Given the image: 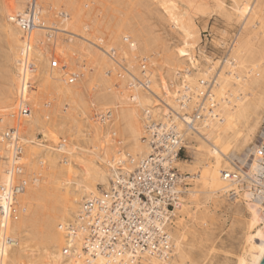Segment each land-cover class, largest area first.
Returning a JSON list of instances; mask_svg holds the SVG:
<instances>
[{"label":"bare ground","instance_id":"bare-ground-1","mask_svg":"<svg viewBox=\"0 0 264 264\" xmlns=\"http://www.w3.org/2000/svg\"><path fill=\"white\" fill-rule=\"evenodd\" d=\"M39 1L0 0V13L5 15L0 19V32L4 39H7V50L2 56L7 66L2 67V73L9 78L5 79L16 82V86L11 90L16 92L14 98L11 99V92L7 91L9 85L4 90L10 96L3 94L0 97V106L5 105L3 113L0 114V149L4 153L0 167L5 165L3 171L0 170L3 172L0 183H4L0 186V264H18L22 258L17 230L24 221L23 213L29 212L30 207L36 208L35 199L42 190L52 197L54 207L50 208V212L54 210V213L52 212L46 221L43 238L37 240L35 249L28 255V264H100V258H93L83 250L87 231V221L81 218L84 202L101 193V189L99 191L97 187L100 183L107 189L110 180L118 172H132L138 162L150 153V148L143 139L147 135L148 125L165 122H171L176 127L186 147L189 141L194 140L197 144L194 150L202 159L195 163H186L179 161L180 157L174 163L181 176L177 190L182 192V196L174 212L175 221L169 229L172 244L170 257L162 260L157 256L145 254L137 256L134 264H196L191 258L193 248L196 245L207 246L210 236L207 232L190 242L188 235L185 237L187 223L183 220L189 215L191 204L195 209L200 204H217L222 199L232 201L238 207L235 212L232 211L233 221L230 224L231 228L237 225L242 227V242L239 253L235 255V264H260L264 256V199L258 201L254 194L257 191L264 193V189L253 188L254 192L251 184L253 178H256L253 176L259 171V161L264 160V153L259 151L262 136H259L260 140L255 143L253 140L260 120H264L260 118L264 111V67L261 63L255 65V62L259 61L264 63V44L254 45V41L264 38L262 0H232L231 11L225 6L226 0H215L229 26L234 24L238 25L241 31L250 30L247 36L235 32L231 34L232 38L230 35L227 54L219 64H197L191 44L197 33L191 22L184 23L173 15L172 19L180 27L181 33L175 53L178 64L172 70L169 80L165 78L164 72L147 68V65H143L142 70L136 74L130 66L119 64L137 55L138 46L135 41L128 42L127 51L121 50L125 35L121 37L120 47H117V44L114 46L113 43L111 45L109 40L104 49L100 46L103 45L99 41L100 35L97 44L80 32L66 31L81 42L88 53L91 48H97L101 52L97 57L99 56L105 69L101 70L102 67H99L103 75H114L116 70L112 64L116 63L123 68L127 76L121 87L110 88L112 105L99 115L104 126L103 136L97 140H100L101 151L107 147L104 143L108 145L110 154L104 151L102 154L95 153L88 157L74 150L75 147L71 150L66 144L61 146L60 142L59 145L58 139L54 138L42 117L36 112L35 103L32 105L30 92L39 90L38 87L43 85L44 81L37 77L34 62H42V74L45 73L43 63L46 71L50 66L43 47L41 48V45H44L41 36H51L54 30L39 23L38 18L42 13L39 10ZM161 5L166 9L164 0ZM33 9L34 11L29 13V10ZM29 18L32 19L33 25L28 24ZM63 18L66 20V17ZM118 36L116 38L120 39ZM113 39L114 36L111 41ZM113 50H121L123 54L116 56L117 59L113 58ZM121 78H125V75H121ZM58 82L61 85L60 94L76 93L77 87L69 84L72 80L66 82L62 78ZM128 85L131 88L126 92ZM25 111L27 113L24 114ZM196 112L198 119L193 120L192 115ZM113 116L123 124L120 140L109 137ZM54 121L53 119V123ZM32 128V131L39 130L42 133L47 145L32 138L29 134ZM111 133L112 136L115 135L114 131ZM263 133L264 131L260 135ZM52 142L56 146H52ZM250 144H254L253 147H249ZM64 153L73 158L74 162L71 164L63 159L72 169V174L68 169H59L65 164L61 162L62 158H66ZM17 157L24 160V166L39 162L47 166L42 177L45 188L28 189L24 194L21 191L14 197V181L18 176L15 166ZM65 172L71 176L60 178L61 175L65 176ZM187 172L192 174L188 176ZM189 178L196 180L197 188L190 191V202L187 203V189L184 187L185 179ZM30 191L32 193L28 196ZM191 215L197 219L196 213ZM216 238L219 239L217 235ZM224 250L227 249L222 251ZM208 252L210 253V250ZM126 256L129 257L127 253ZM221 257H218L219 261L222 260Z\"/></svg>","mask_w":264,"mask_h":264},{"label":"rangeland","instance_id":"rangeland-1","mask_svg":"<svg viewBox=\"0 0 264 264\" xmlns=\"http://www.w3.org/2000/svg\"><path fill=\"white\" fill-rule=\"evenodd\" d=\"M164 1L166 3V9L161 5L162 0L39 1V10L42 11L38 18L39 23L54 28V30H52L53 34H51V36H41L43 40L42 44H44L41 45V48L43 47L42 49L44 51H42L45 53V58L48 59L50 66L47 68V72L45 63H43L46 74H42L40 73L42 62L38 64L35 60V62L33 61L37 71V77L46 82H42L43 85L41 84V86L38 87L39 90H32L33 92H30V97L32 105L35 103L36 112L42 117V120L54 135V138L58 139L59 145L61 143V146L66 144L71 150H73L72 147H75L74 150H77L87 157L95 153L102 154L104 151L106 154H110V149L105 143L104 145L107 147L104 151H101L100 140H97V138L100 139L103 136L104 124L99 118L104 110L110 108L112 105L110 88H119L121 84L126 82L124 80H127V76L119 64L130 66L136 74L142 70L143 65H147V68H155L164 72L167 80L171 79L172 70L178 64L175 53L177 51L176 47L179 45L178 40L181 33L180 27L172 19L173 15L184 23L187 21L191 22L193 29L197 33L195 40L191 41L192 54L197 64L201 63L202 66H207V63L219 64L220 61H222L228 51L227 43L232 38L234 32L237 34L240 33L242 36H247V34L249 35L250 33V30L249 32L241 31L238 25L232 24V26H229L225 21L223 11L219 8L215 0ZM262 2L264 3V0H262ZM232 5V0H226L225 6L228 10L230 9L229 11H231ZM262 9L264 11L263 6ZM4 16L5 15L2 13L0 19H3ZM63 17H66V20ZM15 18H17V15ZM70 23L73 27H71ZM76 23H79V25ZM66 31L80 32L86 35L92 42H97V44H99L97 38L98 35H100L99 41L103 44H100V46L104 49L109 40L110 44L113 43L115 44L114 46L118 45L117 47H120L121 37L125 35L124 46L121 50L127 51L128 42L135 41L134 43L138 46L137 55L135 58L127 60L124 63L112 64L116 71L114 75L112 73V75L110 74L111 76L108 75L106 77V75H103V72H101V70L104 69V67H102V61L99 60V56L97 57V54H101V52L98 51L97 48H91V51L88 53L84 49V45ZM118 35L120 39L116 38ZM113 36L114 39L111 41ZM94 39L96 41H94ZM6 42L7 39H4V35L0 32V87H4H2L3 89L0 88V97H2L3 94L8 96L11 94L10 98H14L16 92L11 90H13V86H16V82L13 83L7 80L9 78L2 73V67L7 66L2 57L7 50L5 46ZM261 44H264V38L260 39V41H254V45L259 46ZM121 50L116 52L113 50L111 56L113 58L121 56L123 54ZM258 63H261V66L264 67L262 61L255 62V65H258ZM99 67H102L101 70ZM121 75H125V78L122 79ZM3 76L4 78H2ZM62 78H64L66 82L72 80L69 84L77 87L76 93L60 94L61 85L58 81ZM8 85L9 90L6 89L9 93L11 92L10 94L4 90ZM130 88L131 86L128 85L126 92H128ZM262 94H264V91H262ZM41 105L43 106L41 107ZM3 108H5V105L3 106L2 104V106H0V114L3 113ZM96 116L98 118H96ZM263 116L264 111H262V116L260 115V118L264 119ZM53 119L55 120L54 123ZM260 121L262 123L260 122L254 133V143L256 140H260L262 136L260 133L262 134L264 131V120ZM111 124L113 127L109 129V137L113 140H120L122 137L123 124L121 123V125L115 116H113ZM9 127H11V125ZM32 130L34 129L32 128L29 132L32 138L38 143L41 142L47 145L45 139H43L44 136L42 133H40L39 130ZM113 131L115 135L112 136L111 132ZM95 132L96 134L94 135ZM53 145L56 146L52 142V146ZM253 145L254 144H250L249 147H253ZM196 146L197 144L194 140L189 141L179 161L195 163L202 159L194 150ZM24 151V154H26L27 149ZM21 153H23V151ZM2 156H4V153L3 150L0 149V162L2 161ZM63 156L66 158L61 157L62 163H65L64 160L70 164L74 162L69 154L64 153ZM15 166L16 171H18V176L16 178L17 180L14 181V186L17 184L18 187H21L23 194L26 193L28 189L41 190L45 188L42 177H44L43 171L47 169V166H43V162L36 163L32 166L28 164L24 166V160L17 157ZM4 167L5 165H1L0 170L3 171ZM61 168L64 170L68 169L70 173L72 172V169L66 163L61 165L59 169ZM1 171L0 176H2L3 173ZM187 173L188 176L192 174L191 172ZM64 174L65 176L61 175L59 177L68 178L72 173L70 176H68V172ZM2 184L0 183V186ZM185 184V187L183 186L187 189L185 200L188 203L190 191H194L197 188L196 180L193 178L185 179ZM30 186L33 188H30ZM97 187L100 191L104 186L100 183ZM31 193L30 191L28 196ZM38 194L40 195L35 199L36 208L30 207L29 205L31 202H29L28 206L30 207V211H25L23 213L24 221L17 230L20 237V247L22 249L20 253L22 258L18 261V264H28V255L35 249L37 240L43 238L46 221L48 217H51L52 212L54 213V210L50 212V208L52 206L54 207L50 194L47 195L44 190L40 191ZM200 203H202V200H200ZM236 209H238V207H236L232 201L228 202L223 199L217 204L212 202H208L206 205L200 204L195 209L191 204L188 210L189 215L183 220L187 223L186 231H184L185 237L188 235L187 238L192 242L193 239L195 240V238L208 232L210 236L209 241L212 242L210 243L208 241L207 246L211 245L209 247L204 244L206 248L204 245H202L203 247L196 245L193 248L191 258L196 264H235V255L239 253L242 242L241 225L230 227L233 221L232 215L234 214L232 211L235 212ZM191 213H196L197 219L192 217ZM205 213L207 215H204ZM216 235L219 239L216 238ZM210 248H216L214 250L217 252ZM222 248H226L227 250L222 251ZM209 250L212 254L208 252ZM212 256L216 261L212 260ZM221 256H224L223 258L225 260H223ZM218 257H221L222 260L219 261L220 258ZM207 258L209 261H207Z\"/></svg>","mask_w":264,"mask_h":264},{"label":"built area","instance_id":"built-area-1","mask_svg":"<svg viewBox=\"0 0 264 264\" xmlns=\"http://www.w3.org/2000/svg\"><path fill=\"white\" fill-rule=\"evenodd\" d=\"M27 22L33 25L31 18ZM197 114L192 115L193 120L198 119ZM151 124L143 138L150 153L132 172H118L107 189L102 188L98 196L84 202L81 218L87 221V231L83 250L93 258H100V264H134L137 256L145 254L167 260L172 252L169 229L182 196L177 190L181 176L174 163L186 146L171 122ZM259 149L264 153V133ZM259 164L251 188L262 190L264 160ZM15 187L14 197L22 191L17 184ZM254 196L258 201L264 199L260 191Z\"/></svg>","mask_w":264,"mask_h":264},{"label":"water","instance_id":"water-1","mask_svg":"<svg viewBox=\"0 0 264 264\" xmlns=\"http://www.w3.org/2000/svg\"><path fill=\"white\" fill-rule=\"evenodd\" d=\"M260 264H264V256H263V259H262V261L260 262Z\"/></svg>","mask_w":264,"mask_h":264}]
</instances>
